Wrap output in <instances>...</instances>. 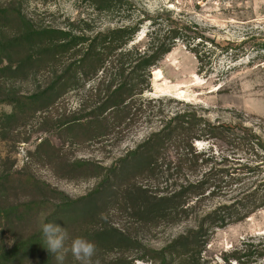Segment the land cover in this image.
<instances>
[{"label": "trees", "instance_id": "obj_1", "mask_svg": "<svg viewBox=\"0 0 264 264\" xmlns=\"http://www.w3.org/2000/svg\"><path fill=\"white\" fill-rule=\"evenodd\" d=\"M25 1L0 0V83L6 87L9 76L35 87L24 95L3 91L0 102L13 106V111L0 114V119L12 120L24 104L33 112L48 111L69 92L89 85L79 107L64 112L59 126L87 131L109 153L134 127L151 129L133 149L110 163L82 158L63 162L66 173L101 178L94 193L80 201L83 207L95 206L91 217L101 213L96 198L115 190L133 199L143 226L178 223L192 216L199 220L195 228L159 249L134 243L122 231L107 226L83 237L96 249L103 244L141 245L145 254L141 258L152 264H211L203 255L209 229L239 222L264 208V137L242 120L234 125L212 121L203 107L174 98L145 97V93L152 90L153 68L179 41L196 56L199 74H213L215 41L200 32L197 24L171 14L142 16L135 23L98 31L86 19L68 21L63 27L44 26L27 13ZM87 1L94 10L105 13L131 5L129 0ZM146 20L150 28L145 41L136 43L135 36ZM172 103H177L174 109H170ZM195 141H209L211 147L197 151ZM218 143L231 146V153L216 155ZM125 176L130 180L150 178L154 180L150 186L158 191L135 181L121 188ZM20 188L40 192L43 197L24 203L6 201L4 192ZM217 197H227L230 202L200 215L202 204ZM78 204L29 173L0 174V264H56L41 227L26 235L23 221L37 209L52 206L44 222L58 223L62 215L71 218L69 210ZM4 234L13 236L11 245ZM222 258L229 264H264V238L243 242Z\"/></svg>", "mask_w": 264, "mask_h": 264}, {"label": "rangeland", "instance_id": "obj_2", "mask_svg": "<svg viewBox=\"0 0 264 264\" xmlns=\"http://www.w3.org/2000/svg\"><path fill=\"white\" fill-rule=\"evenodd\" d=\"M131 5H124L113 13L99 12L90 6L87 0H26L25 9L33 16L37 24L44 26L63 27L68 21L86 19L94 31L106 27L135 23L139 17H173L198 25L200 32L213 39L218 46L213 55V74L198 73V60L194 53L179 41L175 47L152 70V90L145 97L174 98L206 109L205 115L212 121H220L234 125L239 120L255 128L264 137V0H129ZM150 28L149 20L139 28L135 36L136 43L145 41ZM210 45H207V49ZM221 48L228 53H221ZM237 53L238 56H234ZM160 76L156 77V73ZM3 91L11 93L15 90L21 95L30 93L35 84L28 81L14 80L9 76ZM85 89L71 91L60 98L57 105L48 111L21 108L12 120L0 119V174L20 171L29 173L38 180L49 184L52 188L64 192L79 204L69 210L71 218L62 215L55 223L67 232L64 242V259L62 264H80L71 251V241L75 237L93 234L102 226L117 228L124 234L145 246L162 248L180 234L195 228L199 220L192 216L189 220L178 223L163 222L155 226H143L138 210L133 205V199L122 192H105L97 197L95 202L100 216L93 219L95 206L83 207L82 202L94 193L101 178L78 173H66L65 161L77 158L94 159L105 164L111 159L124 156L129 150L140 143L151 130L147 126L134 127L124 141L112 148V153L102 150V145L91 140L87 131L77 128H65L58 125V120L64 112L79 107L80 99ZM4 89V90H3ZM177 103H172L174 109ZM13 106L0 102V114L11 113ZM212 142V141H211ZM197 151H206L211 147L209 141H195ZM232 147L218 143L214 153L219 155L231 153ZM149 185L153 191H158L154 180L139 177L130 180L122 179L120 186L125 188L133 182ZM9 203H24L42 199L37 194L25 188L12 189L4 192ZM93 199V198H91ZM7 202V204H8ZM227 197H217L207 200L201 206L200 215L213 207L229 203ZM52 206L48 209H37L30 218L24 219V234L29 235L41 227ZM68 212V211H67ZM104 214L107 219H101ZM5 236V234H4ZM13 241V236L4 237ZM264 238V208L252 213L249 217L233 222L225 227L209 229L208 243L203 255L211 264H229L223 260V255L235 247H241L248 240ZM143 246L113 247L101 245L92 257V264H152L142 259ZM56 264H60L56 260Z\"/></svg>", "mask_w": 264, "mask_h": 264}, {"label": "clouds", "instance_id": "obj_3", "mask_svg": "<svg viewBox=\"0 0 264 264\" xmlns=\"http://www.w3.org/2000/svg\"><path fill=\"white\" fill-rule=\"evenodd\" d=\"M101 219L106 220L107 217L101 214ZM41 231L47 251L53 253L56 260L62 264L64 255L61 250L64 249L67 232L52 222H42ZM70 251L80 264H92V257L96 254V245L84 237H75L71 241Z\"/></svg>", "mask_w": 264, "mask_h": 264}, {"label": "bare ground", "instance_id": "obj_4", "mask_svg": "<svg viewBox=\"0 0 264 264\" xmlns=\"http://www.w3.org/2000/svg\"><path fill=\"white\" fill-rule=\"evenodd\" d=\"M158 76H160V73L158 72V73H156V77H158Z\"/></svg>", "mask_w": 264, "mask_h": 264}]
</instances>
